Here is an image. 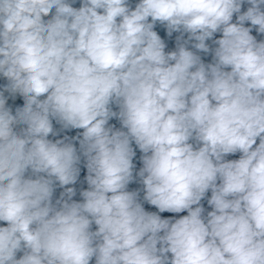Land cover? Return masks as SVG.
Instances as JSON below:
<instances>
[{"label": "clouds", "instance_id": "1", "mask_svg": "<svg viewBox=\"0 0 264 264\" xmlns=\"http://www.w3.org/2000/svg\"><path fill=\"white\" fill-rule=\"evenodd\" d=\"M76 2L0 0V264H264V0Z\"/></svg>", "mask_w": 264, "mask_h": 264}]
</instances>
